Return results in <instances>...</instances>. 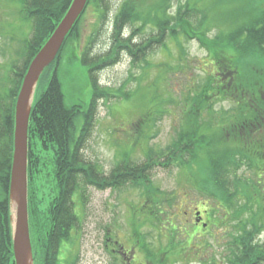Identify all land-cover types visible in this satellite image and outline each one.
I'll list each match as a JSON object with an SVG mask.
<instances>
[{"label":"trees","instance_id":"trees-1","mask_svg":"<svg viewBox=\"0 0 264 264\" xmlns=\"http://www.w3.org/2000/svg\"><path fill=\"white\" fill-rule=\"evenodd\" d=\"M18 1L21 20L31 23L32 32L9 67V86L0 98V264H15L10 186L17 97L29 65L73 0ZM93 1L89 0L87 8ZM130 1L116 18L115 42L108 54L90 57L85 51L80 57L88 67L92 86L91 100L86 106L67 104L58 75L61 60L86 11L68 34L55 61L41 76L56 69L48 87L38 98L35 96L30 116L29 222L35 258L39 261V255L44 257L42 264L59 263L61 247L64 242H71L72 233L81 221L73 198L76 192L83 202L86 186L103 189L109 185L120 189L131 185L141 190L145 198L140 208L132 209L130 221L131 240L144 254L143 260L148 264H175L189 259L191 239L186 232L193 233L195 225L186 218L185 221L179 218V224L176 223L175 214L167 209L176 206L177 197L171 199L162 192L152 176L156 167L178 166L191 191L213 205L207 209L212 217L210 227L225 228L230 223L236 229L228 245L226 264H264V241L258 237L264 231V0L186 1L175 10L171 6L174 0H141V6L137 3L139 12ZM229 5L232 8L228 10ZM143 6L150 9V15L142 13ZM207 7L213 12L207 13ZM139 21L151 25L157 33L137 45L132 43L137 29L129 38L121 35L126 26ZM155 38H159V43H155ZM186 38L199 40L213 66L194 88L181 90L178 99L171 93L167 97L178 103L183 115L175 140L159 150L150 145L158 134L157 122L168 112L165 107L168 99L163 95L162 100L159 98L155 82V98L131 123L134 134L131 145L120 152L122 159L113 175L102 179L98 164L84 157V145L95 126L100 100L122 103L130 100L132 93L126 88L101 87L95 71L118 62L121 49L128 50L135 64L138 56L148 49L144 46H162V52L169 53V39L181 45ZM164 72L167 70L162 71V80ZM140 89L141 86L137 90ZM223 101L233 102V108L217 110V103ZM79 121H82L80 129ZM34 145L53 150L54 194L49 202L39 195L43 171L41 156L35 154ZM137 148L143 152L141 163L133 158ZM241 168L244 171L240 174ZM148 226L157 228L161 234L165 232L169 238L166 250L147 244V237L141 232L142 227Z\"/></svg>","mask_w":264,"mask_h":264},{"label":"rangeland","instance_id":"rangeland-1","mask_svg":"<svg viewBox=\"0 0 264 264\" xmlns=\"http://www.w3.org/2000/svg\"><path fill=\"white\" fill-rule=\"evenodd\" d=\"M94 1L82 17L77 32L70 41V48L65 51L59 66L58 75L66 102L69 105L86 106L90 102L92 86L89 81L88 67L80 61V57L85 51L89 53L90 57L95 55L104 57L108 54L115 42L116 18L120 15L123 5L130 0ZM186 1L196 0H174L171 3L172 9L175 10L180 3L184 4ZM130 2L134 4L135 11L139 12L137 3L141 6V0H131ZM210 5L211 2L208 6L210 7ZM202 7L205 5L203 4ZM209 7L206 9L207 13L213 12ZM226 8L229 10L232 6L229 5ZM20 10L21 5L18 0H0V98L5 96L9 86V67L17 59L18 52L24 46L25 38L32 32L31 23L21 20ZM141 10L142 13L150 15V9L147 7L143 6ZM135 29H137L136 34L134 33ZM156 33L157 30L151 25L139 21L126 26L121 36L124 34V37L129 38L135 34L132 43L139 45L144 40L149 41V38ZM158 39L155 38L156 44L159 43ZM168 41L169 53L162 52V46H144L148 49L143 56H138L134 64L128 50L121 49L118 62L95 71V76L101 87L114 90L126 88V91L132 93L131 99L122 103L117 100L109 102L100 100L95 126L84 145V157L98 164V171L101 172L104 180L113 175V169L120 163L119 161L122 159L120 152L123 149L128 150L126 148L131 145L134 137L131 123L155 98L156 90L158 89L157 94L161 100L162 95L168 99L165 104L168 112L164 118L157 122L156 133L158 134L150 143L159 150L166 148L175 140L176 129L183 117L178 103L169 101L167 97L171 93L170 95L178 99L181 90L194 88L197 83L202 82L206 71H209L213 66L207 49L200 44L197 38L182 39L181 45H177L170 39ZM136 48L142 49V47ZM71 49L73 50L69 51ZM164 69L167 72H164L162 80ZM55 70L52 68L43 75L38 89H36V98L48 87ZM139 79H142L141 82ZM155 82L158 86L157 89ZM139 86L141 89L138 91ZM233 106V102L223 101L217 103L216 109L229 111ZM81 124L82 121L77 123L78 129ZM33 150L35 154L41 156L43 184L39 195L49 202L54 194L53 150H43L40 145H34ZM133 158L137 162H143L144 156L140 148L134 151ZM243 171L244 169L241 168L238 172L241 174ZM152 176L155 185L160 187L162 192L169 194L171 199L177 197L176 208L172 205L174 208L167 209L175 214L176 223L179 224V218H184V221L186 218L190 221L191 217L187 215L188 211L194 214L197 209L212 208L213 205L209 201L199 198L191 191L186 178L180 175L178 166L167 169L156 167ZM83 191V202L78 192L73 197L81 221L72 233L71 242H64L61 247L58 264H121L118 253L112 252V249L117 248L116 241L118 248L124 245L126 250L131 251V255L136 257V260H143L144 254L134 247V241L131 240L133 236H131L130 228L132 209L140 208V204L145 200L142 191L131 185L120 189H113L109 185L103 189L90 185L86 186ZM200 201H204L206 205ZM228 224V227L225 228L210 227L209 224V228L205 232L195 233L194 231L191 233L187 231L186 236L190 239L193 237L191 248L187 253V255L190 254V258L175 264H226L229 254L228 245L232 234L236 231L233 228L234 225ZM142 230L141 233L147 237V244L150 247L166 250L169 238L165 232L161 234L157 228L152 226L142 227ZM258 237L264 241V231ZM32 247L34 264H42L44 257L39 255L38 261L35 258L37 254L34 251L33 243ZM68 254H70L69 257Z\"/></svg>","mask_w":264,"mask_h":264},{"label":"water","instance_id":"water-1","mask_svg":"<svg viewBox=\"0 0 264 264\" xmlns=\"http://www.w3.org/2000/svg\"><path fill=\"white\" fill-rule=\"evenodd\" d=\"M88 2L89 0L72 1L59 25L29 65L17 97L10 186L15 264H28L29 256L34 264L29 223L28 155L30 116L36 89L42 74L55 61L68 34L85 12ZM32 94L33 100L30 103ZM13 194L16 195L18 202L15 216L12 208Z\"/></svg>","mask_w":264,"mask_h":264},{"label":"flooded vegetation","instance_id":"flooded-vegetation-1","mask_svg":"<svg viewBox=\"0 0 264 264\" xmlns=\"http://www.w3.org/2000/svg\"><path fill=\"white\" fill-rule=\"evenodd\" d=\"M190 214L191 212L188 211L187 215L191 217V221L195 225V233L200 231L205 232L209 228L212 217L207 209H197L194 214ZM108 241H110L109 238ZM115 246L117 248L112 249V252L118 253V256L123 264H148L145 260H136V257L131 255V251H127L124 245L118 248L117 241L115 242Z\"/></svg>","mask_w":264,"mask_h":264},{"label":"bare ground","instance_id":"bare-ground-1","mask_svg":"<svg viewBox=\"0 0 264 264\" xmlns=\"http://www.w3.org/2000/svg\"><path fill=\"white\" fill-rule=\"evenodd\" d=\"M35 96H36V93H35ZM32 100H33V94H32V96H31L30 103H32ZM15 196H16V195L13 194L12 208H13V214H14V216H15V213H16V211H17V207H18V202H17V199H16ZM192 241H193V237H192V239H191V243H192ZM28 264H32V259H31L30 256L28 257Z\"/></svg>","mask_w":264,"mask_h":264}]
</instances>
